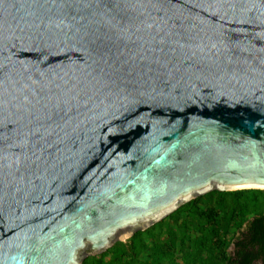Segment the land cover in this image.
Listing matches in <instances>:
<instances>
[{
    "label": "water",
    "instance_id": "95a60500",
    "mask_svg": "<svg viewBox=\"0 0 264 264\" xmlns=\"http://www.w3.org/2000/svg\"><path fill=\"white\" fill-rule=\"evenodd\" d=\"M249 187L264 0H0V264H80Z\"/></svg>",
    "mask_w": 264,
    "mask_h": 264
},
{
    "label": "trees",
    "instance_id": "16d2710c",
    "mask_svg": "<svg viewBox=\"0 0 264 264\" xmlns=\"http://www.w3.org/2000/svg\"><path fill=\"white\" fill-rule=\"evenodd\" d=\"M81 264H264V188L208 190Z\"/></svg>",
    "mask_w": 264,
    "mask_h": 264
},
{
    "label": "rangeland",
    "instance_id": "374dc122",
    "mask_svg": "<svg viewBox=\"0 0 264 264\" xmlns=\"http://www.w3.org/2000/svg\"><path fill=\"white\" fill-rule=\"evenodd\" d=\"M229 234H226V236H228ZM95 254H97V253H95ZM81 264V263H80Z\"/></svg>",
    "mask_w": 264,
    "mask_h": 264
},
{
    "label": "bare ground",
    "instance_id": "6f19581e",
    "mask_svg": "<svg viewBox=\"0 0 264 264\" xmlns=\"http://www.w3.org/2000/svg\"><path fill=\"white\" fill-rule=\"evenodd\" d=\"M223 187H227V186H223Z\"/></svg>",
    "mask_w": 264,
    "mask_h": 264
}]
</instances>
